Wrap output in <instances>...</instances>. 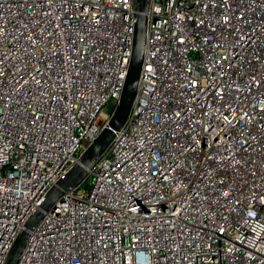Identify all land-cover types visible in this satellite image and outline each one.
<instances>
[{
    "label": "built area",
    "instance_id": "2783aa9c",
    "mask_svg": "<svg viewBox=\"0 0 264 264\" xmlns=\"http://www.w3.org/2000/svg\"><path fill=\"white\" fill-rule=\"evenodd\" d=\"M134 28L135 0H0V264L108 125ZM19 264H264V0H152L124 127Z\"/></svg>",
    "mask_w": 264,
    "mask_h": 264
},
{
    "label": "water",
    "instance_id": "95a60500",
    "mask_svg": "<svg viewBox=\"0 0 264 264\" xmlns=\"http://www.w3.org/2000/svg\"><path fill=\"white\" fill-rule=\"evenodd\" d=\"M151 5L152 0H135L134 43L128 74L119 101L108 125L86 148L80 156L79 161L71 168V170L61 177L44 195L40 205L26 222L24 228L14 242V245L8 254L6 264H19L23 251L27 245L30 231L36 229L45 212L57 206L58 200L63 198L65 191H68L78 184L85 174L86 167L91 166L99 159L113 140L115 132L124 127L135 100L142 75L146 49L148 11L150 10Z\"/></svg>",
    "mask_w": 264,
    "mask_h": 264
},
{
    "label": "rangeland",
    "instance_id": "374dc122",
    "mask_svg": "<svg viewBox=\"0 0 264 264\" xmlns=\"http://www.w3.org/2000/svg\"><path fill=\"white\" fill-rule=\"evenodd\" d=\"M113 102L111 101L110 103H108L107 108H110L112 106Z\"/></svg>",
    "mask_w": 264,
    "mask_h": 264
}]
</instances>
